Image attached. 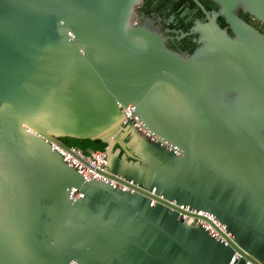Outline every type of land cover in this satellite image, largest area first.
I'll list each match as a JSON object with an SVG mask.
<instances>
[{"label":"water","instance_id":"water-1","mask_svg":"<svg viewBox=\"0 0 264 264\" xmlns=\"http://www.w3.org/2000/svg\"><path fill=\"white\" fill-rule=\"evenodd\" d=\"M194 1L183 54L134 20L143 0H0V264L264 261V31L237 12L264 25V0ZM65 136L107 143L98 171L134 191L86 179Z\"/></svg>","mask_w":264,"mask_h":264},{"label":"flooded vegetation","instance_id":"flooded-vegetation-1","mask_svg":"<svg viewBox=\"0 0 264 264\" xmlns=\"http://www.w3.org/2000/svg\"><path fill=\"white\" fill-rule=\"evenodd\" d=\"M208 11L218 9V4L213 0H199ZM240 8L237 10L238 14L245 20L253 23L261 31H264V25L254 19L250 14H240ZM149 18V24L152 27L160 30L166 36V44L174 51L191 54L198 47V39L200 34H190L196 26L198 20L206 22V15L203 8L194 0H143V2L136 7L134 20H141L144 22ZM222 27L226 26L223 17L218 19ZM231 34L232 31L229 30ZM183 33H188L184 37H179Z\"/></svg>","mask_w":264,"mask_h":264},{"label":"built area","instance_id":"built-area-1","mask_svg":"<svg viewBox=\"0 0 264 264\" xmlns=\"http://www.w3.org/2000/svg\"><path fill=\"white\" fill-rule=\"evenodd\" d=\"M129 111H127V110ZM123 112L126 113L127 117L134 118L136 125L147 134H150L147 129L142 126V123L139 122L137 115L134 114V109L131 105L127 108H122ZM127 119L125 120V122ZM53 148L58 151L62 156L63 160L67 162L70 166L76 168L86 179H104L109 180L114 185H119L121 188L126 190H133L132 184L133 181H129V183L118 182L113 179H109L101 174L98 169L107 170L106 167V152L102 150H84L78 146H69V148L63 147L56 142H52ZM75 197H80V194H74ZM155 204V200L152 201V205ZM181 208L184 210L181 212V215L184 219H187L192 224H202L211 235H214L220 240L228 243V237H232V235L227 232L226 226L219 221L214 214L208 212L206 210H197L191 209L188 205H181ZM243 255L240 252H236L232 258V262L236 259L242 257ZM246 264H257L251 259L246 258ZM71 264H79L73 261ZM259 264H264L263 262H259Z\"/></svg>","mask_w":264,"mask_h":264},{"label":"trees","instance_id":"trees-1","mask_svg":"<svg viewBox=\"0 0 264 264\" xmlns=\"http://www.w3.org/2000/svg\"><path fill=\"white\" fill-rule=\"evenodd\" d=\"M242 14V10H240ZM68 146H78L84 150H102L105 151L107 143L100 139H90V138H75V137H61L60 138Z\"/></svg>","mask_w":264,"mask_h":264}]
</instances>
